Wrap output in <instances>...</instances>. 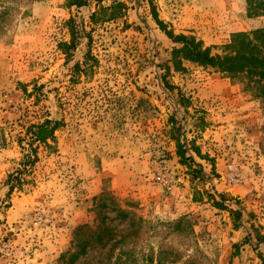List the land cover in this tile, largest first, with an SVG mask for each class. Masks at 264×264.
Listing matches in <instances>:
<instances>
[{"label":"rangeland","instance_id":"rangeland-1","mask_svg":"<svg viewBox=\"0 0 264 264\" xmlns=\"http://www.w3.org/2000/svg\"><path fill=\"white\" fill-rule=\"evenodd\" d=\"M113 1L0 0V264H264V102L215 68L177 67L167 33L220 53L264 27L248 10L264 0H123L126 17L93 30ZM71 18L93 36L88 65V38L68 61L59 48ZM48 118L54 136L31 149ZM85 223L110 231L77 258Z\"/></svg>","mask_w":264,"mask_h":264},{"label":"trees","instance_id":"trees-1","mask_svg":"<svg viewBox=\"0 0 264 264\" xmlns=\"http://www.w3.org/2000/svg\"><path fill=\"white\" fill-rule=\"evenodd\" d=\"M71 1L78 6H83L88 3V0ZM259 7L257 3H249V15H263L264 9L259 11L257 10L260 9ZM128 10L129 5L123 0H114L109 6L99 4L98 8L90 14L89 23L93 26L92 29L94 30L105 22L125 18ZM158 21L163 29L166 30L164 23L160 20ZM68 22L71 25V40L69 42H60L59 48L66 54V61H68L74 56L77 46L81 44L84 39L88 38L86 43L88 50L84 53V64L87 63L88 65L90 59L95 60L90 50L93 36L86 32L85 27H80L79 23L74 18H71ZM167 33L175 42L180 43V46H176L173 50V60L177 67H180L182 60L186 59L197 62L205 67L215 68L225 76L243 82L246 90L250 91L254 96L262 99L264 102V27L232 34L230 42L222 47V52L220 53H213L211 47H205L203 42L197 40L194 36H188L186 34L175 35L172 32ZM77 64L75 66H77ZM76 68L77 67H74V76L77 72ZM81 72H85V70ZM57 128L58 122L49 118L43 122L32 124L28 128V132L30 133L29 137L31 139V149L34 150V141L46 142L49 138H52ZM177 129L179 131L180 126ZM177 147L181 162L187 165L190 164V162L194 165L197 164L195 157L189 154V148L186 147L185 142H178ZM192 147L197 154L202 155L198 146ZM26 159L30 161V154L25 156V160ZM24 165L26 166L27 163L25 162ZM199 171H202V166H200ZM17 177L18 175H12L13 179H18ZM12 186L13 185H11L10 189H12ZM221 197L224 199L225 196L221 195ZM101 198L102 196L99 197V199ZM98 206H100V204H98ZM121 212L127 215L126 213L128 211L121 209ZM106 219L108 218H97L96 222L105 223ZM109 231L110 228L108 226L99 229V226L94 228L93 225L88 223L79 225L77 227V258L80 254L85 253L86 247L92 243L94 236L97 235V240L104 241L105 235H107ZM73 254L74 253H71L72 256Z\"/></svg>","mask_w":264,"mask_h":264},{"label":"built area","instance_id":"built-area-1","mask_svg":"<svg viewBox=\"0 0 264 264\" xmlns=\"http://www.w3.org/2000/svg\"><path fill=\"white\" fill-rule=\"evenodd\" d=\"M234 180L236 181V180H238V178L237 179L235 178Z\"/></svg>","mask_w":264,"mask_h":264}]
</instances>
